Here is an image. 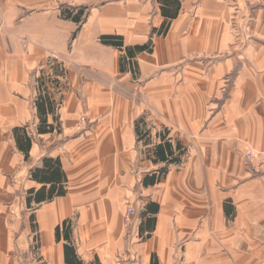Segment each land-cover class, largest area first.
Here are the masks:
<instances>
[{"label":"crops","instance_id":"obj_1","mask_svg":"<svg viewBox=\"0 0 264 264\" xmlns=\"http://www.w3.org/2000/svg\"><path fill=\"white\" fill-rule=\"evenodd\" d=\"M178 2L168 19L160 0H0V264H66V244L82 264H264V175L245 159L264 152V0ZM62 6L88 14L77 25ZM101 36L152 51L136 56L133 76ZM50 59L67 71L60 88L48 83L60 132L38 135L37 79ZM16 129L32 139L27 161ZM160 136L185 153L144 185L165 167L150 159ZM46 158L66 194L28 207ZM64 222L69 243L62 230L55 238Z\"/></svg>","mask_w":264,"mask_h":264},{"label":"trees","instance_id":"obj_2","mask_svg":"<svg viewBox=\"0 0 264 264\" xmlns=\"http://www.w3.org/2000/svg\"><path fill=\"white\" fill-rule=\"evenodd\" d=\"M166 7L162 8V15L168 19H174L177 15L179 2L178 0H160ZM62 17L65 20L72 21L77 25H81L85 20L88 10L87 8H71L67 6H62L61 8ZM169 25L166 22L162 24L161 29L157 34L164 35L168 30ZM75 37V33L72 38ZM100 43L104 46H109L117 49L121 52L119 59L120 71H129L133 76L137 75V64L135 58L141 53H151L152 44L148 42L147 44L140 46H130L125 47L123 44V39L119 36H101ZM46 67L52 72V76L46 75ZM67 76V71L63 64L58 62L56 59H50L46 63V66L40 70V76L37 79L38 96L35 101V107L37 111V117L39 124L36 129L38 135L50 134L53 132H60V125L58 122V117H56V110L58 103L54 100L52 93L48 90V83L52 85L55 89L60 88L63 81ZM53 118V123H48V117ZM140 125L143 124V118H140L135 123V130L138 136V140L147 141V136L149 132L146 129L141 128ZM166 134V132H165ZM14 139L16 146L20 152L23 153L24 159L27 161L29 158V151L32 146V139L28 137L25 129H16L14 131ZM161 143L156 145L152 150V161L154 163H164L165 167L160 169L157 174L151 175L149 178L144 179V185L149 183L153 185L158 182L160 177L164 176L167 171V166L170 164H179L181 157L185 153V148L179 143L176 144L175 151L172 148L171 143L164 136H160ZM61 169L58 160L44 159L43 167L40 169H35L31 171V178L33 181L41 185L38 190L31 189L28 191V197L26 198V205L29 207L31 201L39 205L43 202H48L54 197H63L66 194L65 184L66 178L63 177V183L61 182ZM59 183V184H57ZM147 210V209H146ZM149 211V208L148 210ZM150 211L156 213V209H150ZM154 219L146 221L147 229L151 231V224H153ZM61 230L64 240L69 243L70 235V225L68 223H63L62 227H57L55 229L56 241H60ZM65 253V263L66 264H82L76 257L75 252L67 244L64 246ZM151 264H157L156 261L152 259Z\"/></svg>","mask_w":264,"mask_h":264},{"label":"built area","instance_id":"obj_3","mask_svg":"<svg viewBox=\"0 0 264 264\" xmlns=\"http://www.w3.org/2000/svg\"><path fill=\"white\" fill-rule=\"evenodd\" d=\"M82 121H84L82 119ZM245 159L250 165L251 172L255 175H264V152H247ZM136 218V212L134 209L129 208L125 217V223L130 226ZM133 262V259L118 258L113 264H129Z\"/></svg>","mask_w":264,"mask_h":264},{"label":"rangeland","instance_id":"obj_4","mask_svg":"<svg viewBox=\"0 0 264 264\" xmlns=\"http://www.w3.org/2000/svg\"><path fill=\"white\" fill-rule=\"evenodd\" d=\"M123 92V91H122ZM14 190V188L12 189V191ZM11 191V192H12ZM16 195L17 197H23L25 195V190H24V187L22 185L18 186V188L16 189ZM128 211V210H127ZM127 211H126V215H127ZM125 215V217H126ZM125 221V219H124ZM35 238V237H34ZM36 241L34 240L33 243H35Z\"/></svg>","mask_w":264,"mask_h":264}]
</instances>
